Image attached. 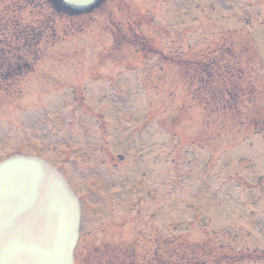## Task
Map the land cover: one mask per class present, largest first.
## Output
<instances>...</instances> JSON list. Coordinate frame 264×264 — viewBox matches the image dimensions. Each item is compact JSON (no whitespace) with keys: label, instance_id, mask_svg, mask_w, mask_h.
Returning a JSON list of instances; mask_svg holds the SVG:
<instances>
[{"label":"rangeland","instance_id":"1","mask_svg":"<svg viewBox=\"0 0 264 264\" xmlns=\"http://www.w3.org/2000/svg\"><path fill=\"white\" fill-rule=\"evenodd\" d=\"M9 13L55 39L0 92V160L34 152L70 179L87 216L74 264L264 251V0H106L63 20L0 0Z\"/></svg>","mask_w":264,"mask_h":264},{"label":"water","instance_id":"2","mask_svg":"<svg viewBox=\"0 0 264 264\" xmlns=\"http://www.w3.org/2000/svg\"><path fill=\"white\" fill-rule=\"evenodd\" d=\"M94 0H61L84 7ZM75 197L55 170L35 158L0 164V264H72Z\"/></svg>","mask_w":264,"mask_h":264},{"label":"trees","instance_id":"3","mask_svg":"<svg viewBox=\"0 0 264 264\" xmlns=\"http://www.w3.org/2000/svg\"><path fill=\"white\" fill-rule=\"evenodd\" d=\"M46 2L48 3L49 7L54 12V14H56L58 17H71V15L68 14L69 12L66 13L64 12V10H60L59 7L53 3L52 0H46ZM14 23H15L14 25L18 27L17 21H15ZM19 35L22 36V41L20 43L21 48L19 51L22 53V56L24 53L28 55V63H25L23 67L25 71H30L33 65L35 64V62L39 58L38 46L41 41V33L40 31L36 32L34 29L28 31L27 28H23L21 29ZM17 40L18 39L15 36L12 38V41L14 43ZM7 53L10 54L9 51H7ZM16 55L17 53H11L10 56L15 57ZM11 67L12 66H10L8 63L7 64L5 63L4 52L0 50V74H16L18 72L17 71L18 65H16V67L13 70H11Z\"/></svg>","mask_w":264,"mask_h":264}]
</instances>
